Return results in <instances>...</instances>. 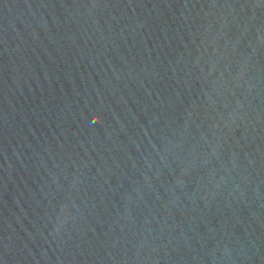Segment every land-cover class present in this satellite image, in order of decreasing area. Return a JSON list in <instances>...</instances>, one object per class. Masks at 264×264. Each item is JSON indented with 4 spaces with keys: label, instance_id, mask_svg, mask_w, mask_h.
<instances>
[{
    "label": "water",
    "instance_id": "1",
    "mask_svg": "<svg viewBox=\"0 0 264 264\" xmlns=\"http://www.w3.org/2000/svg\"><path fill=\"white\" fill-rule=\"evenodd\" d=\"M0 264H264V0H0Z\"/></svg>",
    "mask_w": 264,
    "mask_h": 264
}]
</instances>
